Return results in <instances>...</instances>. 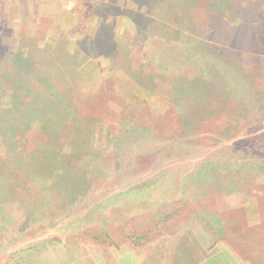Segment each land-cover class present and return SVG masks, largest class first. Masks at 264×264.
Listing matches in <instances>:
<instances>
[{
    "label": "rangeland",
    "instance_id": "1",
    "mask_svg": "<svg viewBox=\"0 0 264 264\" xmlns=\"http://www.w3.org/2000/svg\"><path fill=\"white\" fill-rule=\"evenodd\" d=\"M185 1L0 0V264H105L142 234L264 264V0Z\"/></svg>",
    "mask_w": 264,
    "mask_h": 264
},
{
    "label": "crops",
    "instance_id": "2",
    "mask_svg": "<svg viewBox=\"0 0 264 264\" xmlns=\"http://www.w3.org/2000/svg\"><path fill=\"white\" fill-rule=\"evenodd\" d=\"M120 208L119 215L125 214L124 210H122L123 208ZM144 236L145 234H142L141 237L125 239L121 241L122 243L118 240H114L115 243L113 240H110L106 246L107 254H105L103 262L105 264H152L154 262H159L160 264H176V262L180 264L182 262L189 264H232L230 250L229 252L225 249L216 248L210 250L209 248L212 244H206V248L201 245V256L200 258H196L194 257V252L189 253L187 251L186 253L183 249V254L168 248L157 250V247L160 248L164 245H167V247L172 246L173 242L170 238L169 240L161 238V240L152 241L150 240L151 237L147 240L146 238L143 239ZM174 243L176 242L174 241ZM180 243L181 241H178L177 245L181 247Z\"/></svg>",
    "mask_w": 264,
    "mask_h": 264
},
{
    "label": "trees",
    "instance_id": "3",
    "mask_svg": "<svg viewBox=\"0 0 264 264\" xmlns=\"http://www.w3.org/2000/svg\"><path fill=\"white\" fill-rule=\"evenodd\" d=\"M190 1L191 0H186L185 2L187 4H190ZM196 1H198L199 3L200 2H203L204 4H206V2L208 0H204V1L203 0H196ZM212 2L213 3L211 5H208V7L211 8V10H212V8H214L216 6V9L219 10L220 12H227L228 11V12L231 13V9H234L235 11H237V10H241L242 11V9L246 6V3L248 2V0H212ZM251 2H253V0H251ZM17 57L19 58L20 63L22 62L27 67V70L21 69L22 72H27V71H31V70L35 69L34 67L36 65L34 64V60L31 59L29 57V55L26 54L23 50L22 51H18ZM18 77L20 79V77H22V75H19ZM20 87L23 88V89H30V87H25L23 85V83H20ZM142 88L143 87L141 86V88H139L137 91L138 92L139 91H143L144 92V90ZM11 133H14V132H11ZM153 201H155L154 198H151V196H148V198L146 200V203H151ZM111 210H113V215H115V218H116L117 217V214H114V211L116 210V207L114 209H111ZM203 213H204V211H201L200 212L196 208L195 209L192 208V206H190L189 204H186V208H183V204L182 203L176 202L175 206H173V209L172 210H169L167 212V214H165V216L163 217V219H166L167 221L168 220L170 221V220H172V217L174 218V216H176V215H181V214H183V215L184 214L185 215H192V214H196V215H198V216H200L202 218H207L209 220L210 217L206 216ZM203 215H205V216H203ZM118 216H120V215H118ZM212 217H215V219L213 218V220H211L210 222L208 221V223H210L212 225V227H214L215 229H217V226H221V229L223 231H227L228 233L231 232V234H232V232L235 231L236 238L238 239L237 241H241L242 244H244V245H246L247 242H248L249 245L251 246V251L253 250V252H259V251H261V249H259V245H260L259 243H260V240H261V235H263L262 232H261V229L253 228L252 230H248L250 228L249 227L246 230V227H244V225H241L240 224L241 223L240 222V220H241L240 217H239V219L236 218V220L231 219V227L228 225L229 222L226 221V220H224L225 218L223 216L222 217H219V215L218 216H215L214 215ZM216 217H218V218H216ZM159 223L160 222H157L156 225H158ZM232 228H234V229L232 230ZM242 228H245V230H242ZM189 229H192V228L189 227ZM246 231H248L249 233H247ZM109 237H110V235H109ZM176 249H177L176 251L178 253H180V254L182 253L183 254L182 249H180V246L179 245H177V248ZM258 262H260V261H258Z\"/></svg>",
    "mask_w": 264,
    "mask_h": 264
}]
</instances>
